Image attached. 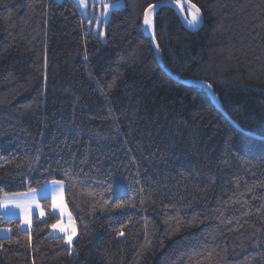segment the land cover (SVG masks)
Masks as SVG:
<instances>
[{"label":"trees","instance_id":"obj_1","mask_svg":"<svg viewBox=\"0 0 264 264\" xmlns=\"http://www.w3.org/2000/svg\"><path fill=\"white\" fill-rule=\"evenodd\" d=\"M123 1L104 43L72 0H0V199L62 182L77 227L0 215V264H264V0L155 9L160 59L145 9L194 11Z\"/></svg>","mask_w":264,"mask_h":264},{"label":"rangeland","instance_id":"obj_2","mask_svg":"<svg viewBox=\"0 0 264 264\" xmlns=\"http://www.w3.org/2000/svg\"><path fill=\"white\" fill-rule=\"evenodd\" d=\"M62 2L63 0H57ZM81 10L84 19L87 21L88 30L100 37L102 42H106V25L108 24L113 11L125 7L123 0H72ZM109 5L107 11L104 5ZM58 182V183H57ZM65 186L59 181L48 182L42 187L31 190L26 193L13 194L4 196L0 199V210L5 212L3 217H17L21 219L22 229H31L34 223V217L37 216L41 220L46 217L45 210L42 205V200L49 199L51 202V211L60 218L56 224L62 226L69 233L75 229V233L71 235L72 243L69 245L65 238V233L59 230V227L52 228L51 234L64 237L66 244L72 247L77 237V227L72 217L66 201H65ZM58 207L53 208V200ZM19 205V207H17ZM39 205V207H37ZM63 208V211H61ZM27 219V223L25 222ZM10 235V230L0 229V236Z\"/></svg>","mask_w":264,"mask_h":264},{"label":"water","instance_id":"obj_3","mask_svg":"<svg viewBox=\"0 0 264 264\" xmlns=\"http://www.w3.org/2000/svg\"><path fill=\"white\" fill-rule=\"evenodd\" d=\"M182 2H183L186 6H188L190 9H192V10L195 12V9L191 7V6L193 5L192 3H190L188 0H182ZM168 4H171V5H173V6H175V7L177 8V10H178V12H179V14H180V16H181V18H182L183 24H184V26L186 27L187 30H189V31H191V32H197V31H199V30L202 28V26H203V24H204V19H203V15H202L201 12H199L200 19H199V24H198V26H197L196 28H191L190 25H189L188 22H187L188 20H187V18H186V16H185L184 12H183V10H182V7H181L179 4H177V3H175V2H171V1H166V2H163V3L157 4L158 7H156L155 9H157V8H159V7H161V6H164V5H168ZM195 8H197V7L195 6ZM155 9H154V10H155ZM146 29H147V32H148V34H149V37L151 38V40H152V42H153V48H154V50H155L156 57H157L158 59H160L159 46H158V43H157V41H156L155 35H154V33H153L152 24H151L150 26L146 25ZM163 68H164V70L166 71L165 67H163ZM167 73H168V72H167ZM168 74H169L171 77H173L170 73H168ZM180 82H181V83H185V84H195V85H199V86L203 87V88L206 90V92H207V94L209 95V97L212 99V101H213V103L215 104V106H216L220 111H222V109L220 108V106L218 105V103L215 101V99H214V97H213V95H212L211 90L209 89V87H208L205 83H202V82H183V81H180ZM222 113L224 114L223 111H222ZM224 115L228 118V116H227L226 114H224Z\"/></svg>","mask_w":264,"mask_h":264},{"label":"snow or ice","instance_id":"obj_4","mask_svg":"<svg viewBox=\"0 0 264 264\" xmlns=\"http://www.w3.org/2000/svg\"><path fill=\"white\" fill-rule=\"evenodd\" d=\"M81 2L83 3L84 0H81ZM109 5L105 4L104 5V9L105 11H107ZM158 7V5H149L147 9H145V12H144V24L145 25H148L150 26L152 24V20H151V13L154 11V9ZM192 8L195 9V12L192 14V18L189 19L187 22L189 25H192L194 26L196 23H198L199 19H200V16H199V12L200 10L198 8H195V5H192L191 6ZM209 88H211V85H207ZM58 183V182H57ZM35 191V190H33ZM121 205L120 204H117L116 207H120ZM17 207H19V205H17ZM37 207H39V205H37ZM58 207V205L56 204L55 202V198L53 200V208H56ZM61 211H63V208H61ZM26 223L28 222L27 219L25 221ZM52 227L55 229L57 227H59V230L64 232L65 233V238L67 240V243L70 245L72 243V240H71V235H73L75 233V229H72V232L69 233L68 231H66L62 226H59V225H52ZM120 235H123V233L121 232Z\"/></svg>","mask_w":264,"mask_h":264},{"label":"crops","instance_id":"obj_5","mask_svg":"<svg viewBox=\"0 0 264 264\" xmlns=\"http://www.w3.org/2000/svg\"><path fill=\"white\" fill-rule=\"evenodd\" d=\"M4 212H5L4 210H0V214H3ZM5 218H15V219H19L17 217H5ZM19 220H21V219H19ZM23 230H30V229H23ZM8 236L9 235H4V236H0V237H8ZM54 237H60V236L54 235Z\"/></svg>","mask_w":264,"mask_h":264}]
</instances>
